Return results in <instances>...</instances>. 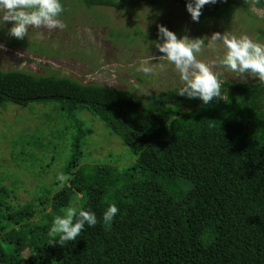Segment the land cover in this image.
Instances as JSON below:
<instances>
[{
	"label": "trees",
	"instance_id": "1",
	"mask_svg": "<svg viewBox=\"0 0 264 264\" xmlns=\"http://www.w3.org/2000/svg\"><path fill=\"white\" fill-rule=\"evenodd\" d=\"M125 1L60 0V17L81 7L123 11ZM131 1L170 2L184 11L187 2ZM252 4L264 8V0H217L203 6L198 21L227 23L239 11L249 14ZM221 88L225 100L181 114L197 101L178 89L140 101L132 90L0 69L1 108L52 103L75 131L63 170L68 184L51 197L43 221H33L32 203L11 208L0 187V264H26L25 253L36 264H264V88L259 82ZM81 112L103 122L135 162L122 171L81 164ZM76 195L79 208L94 212L98 223L61 245L50 227ZM113 203L119 212L109 227L102 214Z\"/></svg>",
	"mask_w": 264,
	"mask_h": 264
},
{
	"label": "rangeland",
	"instance_id": "2",
	"mask_svg": "<svg viewBox=\"0 0 264 264\" xmlns=\"http://www.w3.org/2000/svg\"><path fill=\"white\" fill-rule=\"evenodd\" d=\"M253 7L252 4L249 14L237 12L227 23H203L193 22L187 11L170 2L153 6L126 0L123 11L97 7L87 13L82 7L78 8L70 16L59 17L65 25L63 30L30 28L23 39L10 35L13 22L0 20V69L39 76L57 74L83 85L100 84L132 90L135 97L143 101L152 94L183 87L172 66L165 73L151 77L135 70L139 58L151 55L156 57L153 63H157L164 55L155 48V43L160 42L158 26H165L178 38L210 39L213 33L218 32L248 35L264 43V16L254 13ZM112 31L114 34L110 36ZM11 42L18 43V48ZM205 43L197 59L211 67L220 83L259 82L251 74L240 76L222 67L219 64L224 51L221 44L207 39ZM35 48H41L49 55L32 53ZM161 62L167 64L166 60ZM133 82L148 88L150 95H140ZM223 94L225 96L222 91ZM193 100L197 102L182 107L181 114L203 107L198 98ZM76 118L83 124L86 134L81 143V164L111 165L122 171L135 162L136 158L123 146L121 139L111 134L99 119L87 112L77 114ZM74 132L73 123L52 103L30 104L25 109L12 104L0 107V187L7 189V203L11 208L32 203L36 206L33 221L44 220L51 211V197L68 184V181L61 183L56 177L64 174ZM73 203L79 207L81 197L76 195L68 207ZM23 257L26 264H36L33 254L25 253Z\"/></svg>",
	"mask_w": 264,
	"mask_h": 264
},
{
	"label": "clouds",
	"instance_id": "3",
	"mask_svg": "<svg viewBox=\"0 0 264 264\" xmlns=\"http://www.w3.org/2000/svg\"><path fill=\"white\" fill-rule=\"evenodd\" d=\"M217 0H187L185 9L190 14L193 22H198L203 6L215 4ZM258 16H264V8L251 9ZM63 12L60 0H0V20L11 21L10 35L23 39L30 28L63 30L64 23L59 18ZM159 41L155 48L164 55L157 63L156 57L145 55L136 62V72L145 77L157 73H165L169 66L179 74L183 87L178 94L189 99L198 98L203 104H209L213 98L222 95L221 83L211 67L197 59V54L205 48V40L218 42L223 47V55L219 58L222 67L241 74H251L258 78L259 86L264 88V43L254 40L248 35L235 36L228 33H213L210 39L201 37L189 39L187 36L177 37L165 26H158ZM2 47V45H0ZM166 60L167 64L162 63ZM140 95H150L149 89L144 88L139 82H133ZM61 183L69 179L64 174L57 175ZM117 206L110 204L102 214V221L106 226H111L116 214ZM98 223L94 212L80 209L73 203L64 209L62 215L55 216L52 221L49 235L54 239L58 237L59 244L74 241L85 230V225L95 227Z\"/></svg>",
	"mask_w": 264,
	"mask_h": 264
},
{
	"label": "built area",
	"instance_id": "4",
	"mask_svg": "<svg viewBox=\"0 0 264 264\" xmlns=\"http://www.w3.org/2000/svg\"><path fill=\"white\" fill-rule=\"evenodd\" d=\"M223 100H225V96H224V94L222 95V96H220V99H218V98H213V101L215 102H217V101H223Z\"/></svg>",
	"mask_w": 264,
	"mask_h": 264
}]
</instances>
